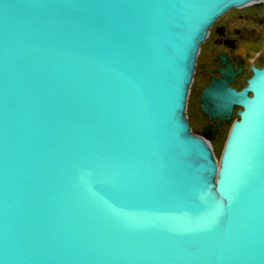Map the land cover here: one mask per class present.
I'll list each match as a JSON object with an SVG mask.
<instances>
[{
  "label": "water",
  "instance_id": "obj_1",
  "mask_svg": "<svg viewBox=\"0 0 264 264\" xmlns=\"http://www.w3.org/2000/svg\"><path fill=\"white\" fill-rule=\"evenodd\" d=\"M259 2L0 0V264H264V67L203 89L239 107L218 159L186 115L209 28Z\"/></svg>",
  "mask_w": 264,
  "mask_h": 264
},
{
  "label": "flooded vegetation",
  "instance_id": "obj_2",
  "mask_svg": "<svg viewBox=\"0 0 264 264\" xmlns=\"http://www.w3.org/2000/svg\"><path fill=\"white\" fill-rule=\"evenodd\" d=\"M253 67H264V2L231 8L209 28L196 56L186 102L188 125L193 133L213 135L212 140L224 132L227 135L239 107L232 106L228 121L209 119L200 109L202 91L218 79L228 88L240 91Z\"/></svg>",
  "mask_w": 264,
  "mask_h": 264
},
{
  "label": "rangeland",
  "instance_id": "obj_3",
  "mask_svg": "<svg viewBox=\"0 0 264 264\" xmlns=\"http://www.w3.org/2000/svg\"><path fill=\"white\" fill-rule=\"evenodd\" d=\"M226 132H224L222 135L218 136L214 140L211 141L212 149L214 151V154L216 158L218 159L222 150V146L225 140Z\"/></svg>",
  "mask_w": 264,
  "mask_h": 264
}]
</instances>
